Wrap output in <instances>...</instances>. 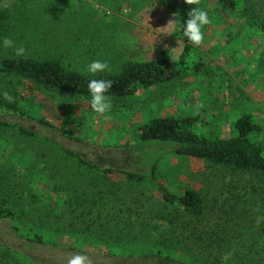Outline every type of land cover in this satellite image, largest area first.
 <instances>
[{
	"label": "rangeland",
	"instance_id": "374dc122",
	"mask_svg": "<svg viewBox=\"0 0 264 264\" xmlns=\"http://www.w3.org/2000/svg\"><path fill=\"white\" fill-rule=\"evenodd\" d=\"M12 3L1 0L0 6ZM197 5L208 10L212 22L203 29L205 40L199 46L191 43L181 75L169 83L139 88L131 96L111 98L109 112H94L91 96L68 97L40 87L29 91L18 83L17 92L33 117L0 111V120L35 134L0 132V171L9 172L0 198L17 196L24 214L22 227L62 228L65 220L48 221L44 210L49 208L56 212L53 214L66 211L68 216L69 207L76 209L84 201L102 214L130 208L132 220L162 225L156 217L160 204L153 188L123 182L116 174L104 179L89 171L80 159L101 169L139 173L148 172L155 164L157 178L172 191L189 188L203 196L205 210L199 225L218 237L208 235L204 240L220 255L216 264H264L260 182L199 159L174 155L139 138L144 123L166 116L190 119V127L197 133L233 137L235 120L251 113L261 125L259 139L264 144V76L257 64L262 36L236 12L215 2ZM26 7L30 13L18 47L53 52L69 68L82 73L93 60L108 62L110 70L104 72H114L128 61H177L184 46L176 36V0H27ZM196 64L201 68L194 69ZM38 116L47 123H39ZM125 216L111 215L108 225L122 230L128 221L120 225L118 221ZM104 223L102 219L101 225L93 226L99 241L79 247V240L69 232H57L54 244L29 242L16 233L11 219L0 218V243L31 264H67L77 254L86 255L91 264H118L122 260L145 264L141 258L114 255L121 247L118 245L127 243L106 231ZM201 257L204 264L206 259Z\"/></svg>",
	"mask_w": 264,
	"mask_h": 264
},
{
	"label": "trees",
	"instance_id": "16d2710c",
	"mask_svg": "<svg viewBox=\"0 0 264 264\" xmlns=\"http://www.w3.org/2000/svg\"><path fill=\"white\" fill-rule=\"evenodd\" d=\"M26 1L12 0L13 3L10 6H0V40L3 37H10L17 48L19 42L24 40L22 35L26 30L23 31V28L27 26L26 22L30 13L26 7ZM176 2V36L184 42L177 61L166 58H155L146 62L128 61L114 72H98L93 75L69 68L61 60V56H56L48 50L31 51L29 46L28 49L25 48L22 56H16L14 48H0V111L27 118L33 117L25 99L17 92L18 83L26 85L29 91L40 87L68 97H90L88 82L91 79L111 80L112 87L107 94L111 98L119 99L134 95L139 88L175 80L184 71L185 57L191 49V42L183 36L181 23L188 18L187 13L190 8L198 7L199 2H215L224 10L236 12L244 19L248 27L254 28L261 34L262 45L257 51V64L264 76V0H195L193 4H187L186 0H176ZM200 68L199 64L194 66V69ZM5 91L15 98L14 102L9 103L3 98L2 93ZM36 120L41 124L47 123L43 116H38ZM190 125L191 120L188 118L179 119L170 116L152 118L139 128V138L144 143H153L166 150H171L174 155L199 159L216 168L254 177L260 182L261 193L264 194V144L259 139L262 128L253 114L243 113L235 120L233 125L236 134L233 137L219 136L217 133L204 135L192 130ZM2 131H12L13 134L30 137L35 134L24 126L5 120H0V132ZM80 163L104 179L116 174L115 177L123 182L148 185L153 188L160 204L156 217L159 221H163V224L156 221L149 226L147 223L134 221L131 219L130 208L110 210L108 214H102L84 201V204L76 209L69 207L68 216H66V211L53 214L56 212L49 208L44 210V213L49 216L48 221L64 219L67 224L62 228L26 229L22 227L23 208L18 207L17 196L13 197V194L0 198V218L11 219L16 233L25 237L29 242L54 244L57 232H62L60 234L69 232L76 240H79V247L85 242L93 245L92 242L99 241V233L93 226L96 223L101 225L103 219L106 231H111L120 237L118 241L124 238L123 243H127L125 244L127 246L118 245L121 247L114 250V255L121 258H141L145 264H203L202 255L206 259L204 264L218 262L220 255L217 256L216 252L210 250L208 243H204L208 235L210 237L215 235V238H218L217 235L199 225V218L205 210V201L200 192L189 188L181 192L172 191L157 178L155 164L148 172L139 173L112 168L101 169L83 159H80ZM8 173L6 169V172L0 174L1 189L8 184L6 181ZM41 179L36 181L39 182ZM55 189L61 190V188ZM94 211L101 213L102 216ZM124 213H126V218L120 219L118 224L127 221L128 223L122 230L108 225L111 215L120 217ZM103 236L100 234L99 237ZM211 243L215 244L214 238ZM100 247H105V245H100ZM126 263L127 261L122 260V263L118 264ZM0 264L31 263L17 251L0 243Z\"/></svg>",
	"mask_w": 264,
	"mask_h": 264
},
{
	"label": "clouds",
	"instance_id": "9594fccd",
	"mask_svg": "<svg viewBox=\"0 0 264 264\" xmlns=\"http://www.w3.org/2000/svg\"><path fill=\"white\" fill-rule=\"evenodd\" d=\"M186 3L193 4L195 0H186ZM187 16L188 18L181 23L183 36L192 44L199 46L205 40L203 29L212 22L209 12L202 7H192L188 11ZM0 48H14L16 56H22L25 52L23 46L15 47L14 41L10 37H3L0 40ZM105 70H110L109 64L107 61L101 60H93L86 67V71L93 75ZM111 87V80L91 79L88 82V90L91 94V109L97 114H104L111 110L112 101L107 94ZM2 95L9 103L14 102L15 98L7 91L3 92ZM67 264H91V260L86 255L77 254L68 259Z\"/></svg>",
	"mask_w": 264,
	"mask_h": 264
}]
</instances>
